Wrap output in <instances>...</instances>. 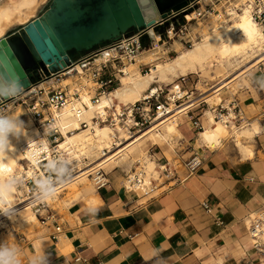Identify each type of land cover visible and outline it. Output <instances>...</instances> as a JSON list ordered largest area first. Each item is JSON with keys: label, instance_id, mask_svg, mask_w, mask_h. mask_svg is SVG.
Segmentation results:
<instances>
[{"label": "crops", "instance_id": "1", "mask_svg": "<svg viewBox=\"0 0 264 264\" xmlns=\"http://www.w3.org/2000/svg\"><path fill=\"white\" fill-rule=\"evenodd\" d=\"M195 35L201 36L189 30L187 39ZM183 39L176 41L185 45ZM174 41L161 45L162 60L177 54ZM148 65L140 63L139 71ZM250 81L244 108L239 98L235 101L246 121L249 113L261 126L253 139L243 140L252 156L244 157L233 137L216 149L197 145L200 130L191 117L203 128L205 122L202 109L192 110L183 117L172 160L159 146L151 150L156 159L182 166L178 169L182 182H162L145 196L125 189L128 171L108 173L109 184L96 189L94 204L79 199L51 208L56 220L40 223L21 264H30L33 257L36 264H260L246 225L249 216L264 207V69L254 72ZM196 152L203 166L186 179L184 164Z\"/></svg>", "mask_w": 264, "mask_h": 264}, {"label": "bare ground", "instance_id": "2", "mask_svg": "<svg viewBox=\"0 0 264 264\" xmlns=\"http://www.w3.org/2000/svg\"><path fill=\"white\" fill-rule=\"evenodd\" d=\"M45 1L47 0H0V38L14 26L27 24L30 16ZM239 1L243 4L241 12L222 1L220 7H216L218 13L210 15L211 25L205 26L200 22L202 38L193 47L179 49L180 44L175 40L174 45L178 52L173 58L161 59L160 54H163L161 45L143 51L142 55L137 57L136 63L122 68L121 84L111 91V94L101 96L96 103L92 102V97L95 96V92L91 90L93 84L81 66H76L75 74L69 75L59 83L51 80L49 84L56 88L60 86L67 88L71 93L79 91L81 94V100L72 99L61 112L57 122L62 127L63 136L57 148L69 154L66 168L68 170L78 168L77 174L52 187L55 189L52 196H45L41 190L32 197H27L23 191L15 188L8 196L9 203L0 205V209H8L0 215V230L5 228L7 220L20 229L33 230L39 221L33 211L34 205L40 202L49 204L58 199L62 192L69 196L64 200V206H70L79 199H84L90 205L94 204L96 188L91 183V175L98 167H102L107 173H112L119 167L130 172L138 161L147 172V183L152 178H157V163L147 152L148 144L161 147L166 157L170 159L175 153L177 139L182 137L180 126L183 117L189 110L198 107L200 102H205L209 108L203 111L205 127L198 134L197 145L216 149L221 146L224 139L231 136L244 157L252 156V150L243 143V140H251L260 133L259 122L256 119L252 120L240 129L234 126L227 127L216 119L213 111L215 106L224 102L222 94L235 84L244 82L250 87V74L259 64L264 63L263 29L253 18L250 7L245 4L246 1ZM156 40H159V37ZM111 55L109 52L104 53L96 59L95 64L106 62ZM140 63L153 65L151 71L141 73L138 69ZM189 75L199 78L193 88L195 91H199L198 87L207 85V82L217 80L218 82L211 88L204 89L197 97H194L196 92L191 94L190 99L177 108L175 114L159 123L157 130H149L132 142L113 149L115 136L120 135L124 138V132L119 129L117 134L116 130L108 125L98 126L91 123L96 110L105 106L112 107L113 104L120 110L122 104L137 102L153 83L169 86L178 77ZM44 84L41 83L39 88L45 86ZM17 98L19 96L15 99ZM12 102L7 104L8 111L12 109ZM226 103L228 104L224 105L229 107L230 101L226 100ZM83 106L82 118L90 123V127L86 129L80 126L79 119L74 114L75 109ZM6 118L16 127L9 133L7 148L0 157V181L20 176L23 170L22 162L25 160L23 152L26 143L40 135L33 121L25 124L20 121L19 110ZM106 149L109 151L103 156L102 153Z\"/></svg>", "mask_w": 264, "mask_h": 264}, {"label": "built area", "instance_id": "3", "mask_svg": "<svg viewBox=\"0 0 264 264\" xmlns=\"http://www.w3.org/2000/svg\"><path fill=\"white\" fill-rule=\"evenodd\" d=\"M222 1H225L226 5L234 7L236 11L241 12L243 4L239 0H189L188 5L181 11H171L166 19L158 23L164 25L168 22V27L163 33H155V37L150 39L149 44H145L142 38L145 34L151 35L154 29L134 31L123 36L118 42L105 44L84 53L75 60L73 66L67 67L59 73L46 75L42 72L41 78L34 82L28 91L35 94L36 97L28 104V111L40 135L30 139L26 143L23 152L25 156L23 170L17 178L16 186L21 188L24 195L32 197L35 193L41 191L40 181L42 180L49 181L50 187H55L74 177L78 171V168L69 170L66 168V162L70 156L67 152L59 151L57 148L59 141L63 138L62 127L57 122L61 112L72 99L81 100V94L79 91L71 93L67 88L60 86L56 88L52 84H50L48 92H46L44 88H39L41 83L49 84L51 80L59 83L69 75L75 74L76 66L79 65L86 70L89 79L94 84L91 89L95 92L92 102L96 103L101 96L111 94V91L117 88L116 85L121 84L120 75L123 74L122 68L128 64L135 63L137 57L143 51L157 48L168 41L177 40L180 37L184 38L185 45L193 47L197 41L201 40V36H189L187 39L188 26L192 23L199 26L200 22L203 23L208 20L210 15L218 13L216 7H220ZM245 1V4L250 7L253 18L261 25L264 32V0ZM222 9L225 10L224 7ZM157 37H159V40H156ZM106 52L112 54L110 59L96 65V59ZM152 66L151 64L148 65L145 73L150 72ZM191 77L190 75L180 76L169 86L153 83L150 89L135 103L122 104L120 110L117 109L116 104H113L112 107L105 106L96 110L91 123L98 126L108 125L115 129L117 134H119V129L122 130L125 137L115 136L114 140L116 141L113 149L124 146L149 130H157L159 123L175 114L177 108L190 99L191 94L198 92V90L195 91L188 88L191 83ZM200 94L201 92L198 95ZM12 101L14 99L9 102ZM7 104L8 102H1L0 108L7 107ZM201 105L207 104L200 102L198 107ZM228 106L219 104L213 108L217 120L222 121L227 127L234 126L236 129H240L247 124L238 102L233 101ZM83 109L84 106L77 110L75 109L74 114L79 119L80 126L86 129L90 127V123L82 118ZM192 110H189L187 115ZM191 121L198 130L202 131L204 129L198 119L191 117ZM108 151L109 149L104 150L103 156L107 155ZM149 154L157 163L158 177L152 178L147 183V172L142 167V164L137 161L134 168L126 173L125 189L145 196H151L162 182L183 181L178 176V164L169 161L167 158L158 160L154 157L152 151ZM52 160H55L56 163L50 167ZM61 166L65 169L63 173L58 171ZM202 166L203 159L197 152L194 153L184 164V169L187 173L186 179L198 173ZM91 178L98 190L109 184L108 174L102 167H98L91 175ZM162 179L163 181L161 182ZM204 206L208 211L210 210L206 204ZM33 209L40 223L54 221L57 218L55 211L50 208L47 202H40L34 205ZM246 228L251 244L260 258V264H264V207L249 216ZM56 230L59 232L61 228L57 227Z\"/></svg>", "mask_w": 264, "mask_h": 264}, {"label": "water", "instance_id": "4", "mask_svg": "<svg viewBox=\"0 0 264 264\" xmlns=\"http://www.w3.org/2000/svg\"><path fill=\"white\" fill-rule=\"evenodd\" d=\"M189 0H49L42 14L0 38V104L28 92L33 83L74 65L105 44L143 29L145 44L168 27L158 24ZM23 86L19 91L16 85Z\"/></svg>", "mask_w": 264, "mask_h": 264}, {"label": "rangeland", "instance_id": "5", "mask_svg": "<svg viewBox=\"0 0 264 264\" xmlns=\"http://www.w3.org/2000/svg\"><path fill=\"white\" fill-rule=\"evenodd\" d=\"M49 0L42 2L39 6V8L34 12V14L32 16H30L29 21L39 17L44 9V6L47 4ZM203 25L205 26H209L211 25V20H206L205 22H203ZM17 27V26H14ZM197 28V29H195ZM13 29V28H12ZM188 29L190 31L193 32H199L202 36V26H198L195 23H192L191 25L188 26ZM7 34V33H6ZM202 38V37H201ZM173 43V42H172ZM180 44V42H178ZM170 45V44H169ZM186 48H190L187 45H180L179 49H186ZM172 58L174 56H176V54H171ZM264 69V63H261L257 66L256 69L253 70V72L250 74V79L252 78L254 72H259L260 69ZM142 73H145L142 72ZM193 78H191V83H190V90H193V88H195V84L198 82V77L195 75H192ZM218 82L217 81H210L207 82V85H200L199 91L197 93H195L194 97H196L200 92L202 93L204 91V89H209L211 88V86H213L214 84H216ZM250 83V87L248 85H245L244 82L243 83H239V84H235L234 86H232L231 89L227 90L226 93L222 94V97L224 98V102L222 104L227 105L228 103H226V100H229L230 103L235 101V98H239L240 102H242L241 106L243 107L244 101L247 98V94H245V90L249 88V90H252V84L251 81ZM93 84V82H92ZM45 86L40 87V88H44L45 91L47 92L50 84L45 83ZM94 85V84H93ZM192 87V88H191ZM264 90V88H263ZM36 99L35 94L33 93H23L22 95L19 96V98L15 99L12 103V109L10 111H8L7 107L4 108H0V118H6L9 114H11L12 112L19 110L20 112V121L22 123H27L28 121H33L32 120V116L30 114V112L28 111V104L33 100ZM209 107L207 105H201L200 107H195L193 110L198 109L199 111L202 109L203 111L205 109H208ZM244 108V107H243ZM242 108V109H243ZM254 107H252L250 110H254ZM246 119H248L246 122L249 123L251 122L253 119H251L250 114L246 113ZM183 122V120H182ZM231 136H228L226 139H230ZM225 140V139H224ZM178 145V142L176 143V146ZM156 147H153V145H151L150 143L147 146V152L150 153L152 149H155ZM170 158V157H169ZM171 158H174V155L171 156ZM170 158V159H171ZM171 159V160H172ZM23 164V162H22ZM118 169H122V168H116V170ZM182 166L179 165V170H182ZM105 170V169H104ZM115 171V170H114ZM105 172L107 173V171L105 170ZM108 174V173H107ZM163 181V179L161 180V182ZM92 185L94 188V182L92 180ZM16 189L18 191H22L21 188L16 186ZM69 196L66 192H62L60 196H58V199H56L55 201H51L49 202L50 208L53 209H58L60 207L63 206V203L65 202L64 200L67 199ZM34 211V209H33ZM3 214V210L0 209V215ZM7 225H5V228H2L0 230V248H14L17 250L18 255H19V260H20V264H21V259L23 258V253L28 250V247L30 246L31 241L33 242L35 237H36V232L37 230H39L41 228V224L38 221L37 226L33 228V230H27V229H20L19 227H17L14 223L10 222V221H5Z\"/></svg>", "mask_w": 264, "mask_h": 264}, {"label": "clouds", "instance_id": "6", "mask_svg": "<svg viewBox=\"0 0 264 264\" xmlns=\"http://www.w3.org/2000/svg\"><path fill=\"white\" fill-rule=\"evenodd\" d=\"M23 86L20 84L16 85V89L19 91ZM16 126L7 118H0V157L3 156L7 145H8V135ZM46 150V149H45ZM56 161L52 160L50 162V167L55 164ZM64 167L61 166L58 171L63 173ZM18 179L11 177L7 180L0 181V205L8 204V196L12 194L16 188ZM40 186L44 192L45 196L54 195L55 189L50 187V182L47 180L40 181ZM5 208L3 211H7ZM37 257H33L30 264H36ZM0 264H20L19 255L14 248H0Z\"/></svg>", "mask_w": 264, "mask_h": 264}]
</instances>
